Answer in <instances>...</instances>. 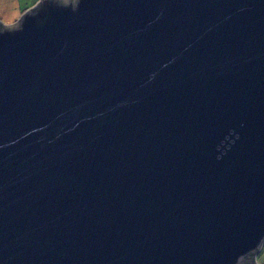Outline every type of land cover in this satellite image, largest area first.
<instances>
[{
  "label": "water",
  "instance_id": "obj_1",
  "mask_svg": "<svg viewBox=\"0 0 264 264\" xmlns=\"http://www.w3.org/2000/svg\"><path fill=\"white\" fill-rule=\"evenodd\" d=\"M263 240L264 0L0 22V264H255Z\"/></svg>",
  "mask_w": 264,
  "mask_h": 264
},
{
  "label": "rangeland",
  "instance_id": "obj_2",
  "mask_svg": "<svg viewBox=\"0 0 264 264\" xmlns=\"http://www.w3.org/2000/svg\"><path fill=\"white\" fill-rule=\"evenodd\" d=\"M39 0H0V22L2 25L15 23L21 15L38 3ZM259 250V251H258ZM253 257L255 264H264V240Z\"/></svg>",
  "mask_w": 264,
  "mask_h": 264
},
{
  "label": "trees",
  "instance_id": "obj_3",
  "mask_svg": "<svg viewBox=\"0 0 264 264\" xmlns=\"http://www.w3.org/2000/svg\"><path fill=\"white\" fill-rule=\"evenodd\" d=\"M234 264H252V262H251V260H248V261L238 262V263H234Z\"/></svg>",
  "mask_w": 264,
  "mask_h": 264
}]
</instances>
